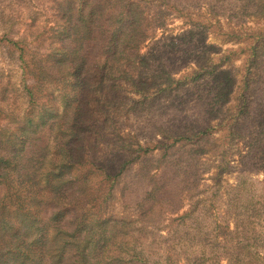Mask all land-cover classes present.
Masks as SVG:
<instances>
[{
	"label": "trees",
	"instance_id": "trees-1",
	"mask_svg": "<svg viewBox=\"0 0 264 264\" xmlns=\"http://www.w3.org/2000/svg\"><path fill=\"white\" fill-rule=\"evenodd\" d=\"M142 1L62 0L57 10L63 23L50 28L48 50L26 60L25 71L32 80L27 86L30 101L44 85L47 93L44 102L32 101L23 115L6 117L0 110V264H149L143 248L138 247L143 243L136 245L138 238H126L134 220L124 207L130 204L139 212L137 222L150 220L151 207L170 203L165 182L172 172L163 170L164 175L158 176L136 164L139 158L143 164V155L151 149L139 146L129 150L110 107L121 94L119 80L141 87L148 100L140 102L142 108L157 100L162 91L148 94L159 74L144 77L133 72L137 66L148 65L139 48L162 25L159 13H150ZM195 34L199 36L191 42ZM205 37L204 29H197L179 39L188 46L202 41L200 47L214 48L203 41ZM252 38L255 60L258 47H264V33ZM163 47L175 54L181 49L175 41ZM185 52L187 48L179 56ZM201 52L195 56L200 61L197 68L182 78H172L166 72V88L174 93L167 104L177 110L184 108L179 102L190 97L188 90L202 82V77L214 89L210 100L217 111L233 92L235 79L229 70L214 64L204 66L206 54ZM245 90L241 108L232 114L235 119L249 113ZM187 118L189 115L172 116L168 127L173 131L172 140L164 141L162 147L169 149L174 142L191 139L180 132ZM45 129L50 132L47 142L41 138ZM135 164L137 175L147 174L144 184L123 179ZM181 225L184 231V220ZM253 258L245 264H252ZM174 260L171 255L164 257L165 264H175ZM259 261L264 264V258Z\"/></svg>",
	"mask_w": 264,
	"mask_h": 264
},
{
	"label": "rangeland",
	"instance_id": "rangeland-1",
	"mask_svg": "<svg viewBox=\"0 0 264 264\" xmlns=\"http://www.w3.org/2000/svg\"><path fill=\"white\" fill-rule=\"evenodd\" d=\"M61 1L0 0V110L6 112V117L23 115L34 104L32 101L38 104L46 100L44 85L30 101L27 86L32 85V80L25 71V62L48 50L50 28L63 23L57 10ZM142 4L150 13H159L162 25L139 48L148 65L137 66L133 72L144 77L159 74L148 94L156 89L162 91L157 93V100L142 108L140 102L148 100L139 90L141 87L119 80L121 94L114 97L110 107L114 124L130 144L129 150L139 146L151 149L143 155L145 162L141 164L139 158L136 164L158 176L164 175L163 170L172 172L165 182L170 189V203L151 207L147 216L150 220L146 222H137L139 212L135 213L130 204L125 206V213L134 220L126 238H138L136 245L143 243L138 247L143 248L149 264H165L166 255L173 256L175 264H245L250 256H254L252 264H262L264 47H258L255 60L251 53L252 35L264 33V0H254V5L252 0H143ZM197 29H204L203 41L214 48L200 47L202 41L188 46L179 39ZM198 36L195 34L191 42ZM169 41L181 48L177 54L163 50ZM183 48L187 52L179 56ZM202 50L206 54L204 66L214 64L232 74L233 92L217 111L210 100L214 89L202 77V82L188 90L190 97L179 102L184 108L177 110V106L175 109L167 104L174 93L166 88V72L172 78H182L197 68L200 61L195 56ZM243 90L249 113L235 119L232 114L242 106ZM187 115L180 132L191 139L174 142L169 149L162 147L164 141L172 140L173 131L168 128L173 123L172 116ZM49 135L47 129L42 131L43 142L50 140ZM136 164L123 179L144 184L147 174L137 175ZM116 211L120 212L118 208ZM186 212L189 214L181 218ZM182 220L187 226L184 231ZM201 249L204 251L199 252Z\"/></svg>",
	"mask_w": 264,
	"mask_h": 264
}]
</instances>
